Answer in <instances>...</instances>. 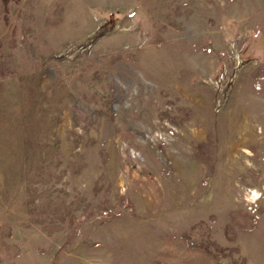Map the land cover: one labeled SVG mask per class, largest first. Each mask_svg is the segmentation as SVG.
I'll list each match as a JSON object with an SVG mask.
<instances>
[{
	"label": "rangeland",
	"instance_id": "rangeland-1",
	"mask_svg": "<svg viewBox=\"0 0 264 264\" xmlns=\"http://www.w3.org/2000/svg\"><path fill=\"white\" fill-rule=\"evenodd\" d=\"M0 264H264V0H0Z\"/></svg>",
	"mask_w": 264,
	"mask_h": 264
}]
</instances>
